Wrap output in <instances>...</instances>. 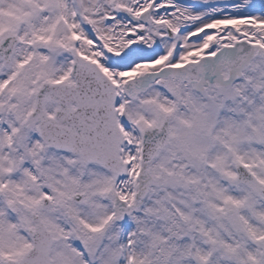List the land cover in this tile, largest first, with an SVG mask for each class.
Returning a JSON list of instances; mask_svg holds the SVG:
<instances>
[{
    "label": "snow or ice",
    "instance_id": "obj_1",
    "mask_svg": "<svg viewBox=\"0 0 264 264\" xmlns=\"http://www.w3.org/2000/svg\"><path fill=\"white\" fill-rule=\"evenodd\" d=\"M0 264H264V0H0Z\"/></svg>",
    "mask_w": 264,
    "mask_h": 264
}]
</instances>
